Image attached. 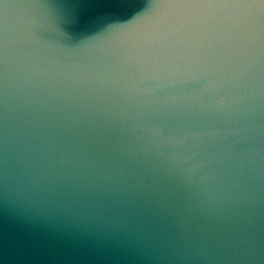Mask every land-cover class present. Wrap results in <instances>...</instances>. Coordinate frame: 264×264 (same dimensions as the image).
Returning a JSON list of instances; mask_svg holds the SVG:
<instances>
[{
	"label": "water",
	"instance_id": "95a60500",
	"mask_svg": "<svg viewBox=\"0 0 264 264\" xmlns=\"http://www.w3.org/2000/svg\"><path fill=\"white\" fill-rule=\"evenodd\" d=\"M0 264H264V0H0Z\"/></svg>",
	"mask_w": 264,
	"mask_h": 264
}]
</instances>
